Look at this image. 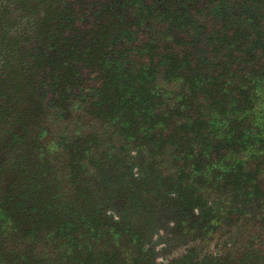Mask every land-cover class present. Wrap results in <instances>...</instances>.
I'll return each instance as SVG.
<instances>
[{
  "label": "trees",
  "instance_id": "16d2710c",
  "mask_svg": "<svg viewBox=\"0 0 264 264\" xmlns=\"http://www.w3.org/2000/svg\"><path fill=\"white\" fill-rule=\"evenodd\" d=\"M144 1L0 0V264H139L144 253L132 228L76 210L87 198L71 191L74 165L52 125L68 112L76 134L93 127L100 141L135 149L143 131L173 233L206 243L240 223L215 253L198 246L168 264H264V0ZM54 208L74 215L62 230Z\"/></svg>",
  "mask_w": 264,
  "mask_h": 264
},
{
  "label": "rangeland",
  "instance_id": "374dc122",
  "mask_svg": "<svg viewBox=\"0 0 264 264\" xmlns=\"http://www.w3.org/2000/svg\"><path fill=\"white\" fill-rule=\"evenodd\" d=\"M85 1L87 0H72V9L82 2L83 5L86 4ZM144 2L147 6L161 8V6L158 7L161 0ZM80 14H82V10H80ZM95 17L93 15L91 20L87 19L86 22L80 23L79 28L82 30L89 27ZM170 24H172L171 21L169 24L164 22L157 24L153 32L156 36H163L162 39L164 40L166 35L163 32L171 29ZM178 34L180 33L175 32L169 35L176 40ZM149 37L150 35L143 32V42H148L147 38ZM137 39L138 42H141L142 36L137 37ZM171 42L163 41L159 45ZM135 43L137 44V41ZM174 44L178 46L177 43L174 42ZM80 74L81 81L87 80L85 83L87 87L95 86L96 81L93 80L96 77L95 74L92 75L88 69L83 67H81ZM173 89H175L174 92H179L178 82L174 81L170 87V90ZM77 94H80V91H77ZM55 96V94L47 93L45 105ZM76 116L78 115L75 112L64 113L62 119H58L57 122H54L52 118H47L49 121H53L52 125L54 124L55 130L59 131L58 140L60 143L62 142L63 150L69 153V159L74 165L71 191L84 190L87 198L88 206L84 205V201L79 205L75 204V208L77 211L87 210L88 207L92 208L94 212L100 211L98 214L107 221L110 220L112 224L132 228L137 236V242L139 246L141 244V250L144 252L141 253L142 257L139 259V264H143V256L146 254H150L149 257H152L154 264H168L181 259L185 253L198 246L203 247L201 255L213 254L220 238L232 230L236 231L237 228L239 230L241 226L239 222L229 224L224 228L221 227L212 237H208L209 241L206 243L204 242L206 236L202 232L173 233L170 226H173L174 216L163 219V208L169 202V196L166 194L167 182L163 178H156L147 170L149 157L143 153V131L139 135L140 143L136 144L138 148L136 146L133 149V146L130 147L123 141L114 142L110 141V138L100 141L101 138L96 137L98 133L95 130L97 129H93V127L76 130L78 133L76 134L74 127L69 126L71 120H76ZM70 117H74V119H70ZM64 128L68 129L66 134H64ZM17 150L20 151L21 147ZM14 157L15 159L20 158L18 155H14ZM13 161L15 160L13 159ZM262 177L264 184V176ZM37 189L38 187L33 189V185L29 184L25 191L31 193L32 190L36 192ZM30 193L25 195L26 200L30 199ZM247 206L256 207H252L251 204H247ZM51 213H54L59 219L61 218L60 226H57L60 230L64 229L67 221L74 217L73 213L69 214V212L57 208H54ZM195 214H199L197 210ZM254 222L257 223L251 225L248 231L258 232L260 221ZM146 257L148 258V256Z\"/></svg>",
  "mask_w": 264,
  "mask_h": 264
}]
</instances>
